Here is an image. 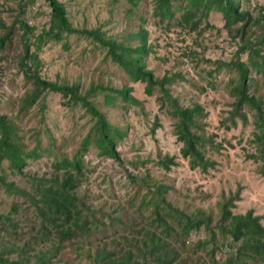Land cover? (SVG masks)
<instances>
[{
  "label": "rangeland",
  "instance_id": "1",
  "mask_svg": "<svg viewBox=\"0 0 264 264\" xmlns=\"http://www.w3.org/2000/svg\"><path fill=\"white\" fill-rule=\"evenodd\" d=\"M59 1L65 4L75 28H100L107 36L133 45L138 44L139 38L132 34L147 33L150 50L146 57L147 68L159 80L168 77L166 88L182 106L205 107L209 131L217 133L215 142H223V145L222 148L216 144L208 146H215L219 152L214 155L219 159L218 165L211 171L192 169L189 160L181 154L182 142L175 130L177 119L172 117L168 106H160L159 99L164 93L159 86H154L152 94L148 95L147 83L132 82L123 68L106 57L105 51L90 40L71 35L46 46L40 55L42 73L54 80L79 82L81 91L91 83L102 84L107 89L97 90L90 99L111 123L126 132L118 144L121 158L101 153L94 140L86 150L82 149L95 121L80 104H66L63 94L47 92L30 112L21 111V98L33 88L17 63L20 35L24 33L21 31L13 36V45L0 62V113L15 119L28 150L38 149L39 153L29 160L24 173H13L8 162L0 164V256L11 260L25 257L30 264L42 258L47 264H88L89 256L97 253L99 240L105 234L114 235L117 230L132 233L136 229L135 217L142 220L138 221L140 225L151 222L148 215L160 197L156 192L160 185L168 187L164 193L166 202L192 217L197 211L204 212L206 216L201 218L209 220L200 228L192 229L188 237L193 245L208 242L204 247L199 245L198 260L203 261L210 253L218 261L235 256L242 243L232 237L223 216L226 210L235 215L252 214L261 217L264 225V145L257 142L254 114H250L248 107L243 115L248 117L249 123L239 119L238 127L227 128L232 123L235 104L231 90L240 77L238 69L231 65L237 58L242 39L227 28L226 14L214 8L203 17L198 30L186 33L174 26V22L184 14L183 7L188 0H174L175 15L171 23L155 14L159 0ZM23 3V0H0V17L7 27L23 18L36 28V34L50 28L52 8L46 0H37L26 10ZM240 3L242 10L251 12L254 21L261 17L259 26L251 22L247 41L264 53L261 16L264 0H240ZM5 31L2 29L0 33ZM241 60L249 61V54L243 53ZM253 78L252 91L256 88L264 94V77L254 72ZM109 87L131 89L134 101L127 102L120 96L107 103L104 94L111 92ZM157 120L159 125L154 128ZM78 153L84 159L86 174L78 194L85 198L90 210L89 220L99 226L97 233H92L80 245V251L70 243L61 245L54 236L44 241L39 233L40 218L38 220L34 208L27 210L31 206L29 198L7 191L1 180L7 174V179L19 186L31 187L37 179L53 175L57 155L72 157ZM165 155L173 156L176 161L169 169L157 162L159 156ZM14 203L23 205L26 210L13 213L11 205ZM3 225L10 234L2 231ZM34 233L38 237L33 238ZM149 259L154 260L151 256ZM185 264L192 263L186 261Z\"/></svg>",
  "mask_w": 264,
  "mask_h": 264
},
{
  "label": "trees",
  "instance_id": "2",
  "mask_svg": "<svg viewBox=\"0 0 264 264\" xmlns=\"http://www.w3.org/2000/svg\"><path fill=\"white\" fill-rule=\"evenodd\" d=\"M46 1L52 8L51 26L40 34H36V28L23 18H18L16 21L19 27L17 24L7 27L0 17V30H6L5 33H0V62L5 60V53L13 45V36L21 31L24 32L20 35L21 51L17 56V63L20 72H23L26 79L33 83V88L21 98V111L24 114L30 112L45 93L59 92L67 99L66 104H80L95 121L93 130L84 139L82 149L86 150L94 140L101 153L121 158L118 144L119 140L125 137L126 132L111 123L90 99L97 90L104 91L107 88L102 84L96 86L91 83L85 91H81L79 82L54 80L44 76L41 71L40 55L48 44L53 41H64L71 35H78L105 51L106 57L123 68L132 82L147 83L145 92L148 95L152 94L154 86H159L164 93L159 99L160 106H168L172 117L177 119L175 130L177 138L182 142L181 154L189 160L192 169L199 168L206 173L218 165L219 159L214 155L219 152L215 146L209 148L208 146L216 144L222 148L223 142H215L217 133L209 131L205 107L199 104L182 106L166 88L168 77L159 80L154 72L147 68L146 57L150 51L147 33L140 31L132 34L134 38H139L138 44L133 45L107 36L100 28L78 29L70 22L67 8L62 1ZM23 2V10H26V7L36 3L37 0H23ZM173 2L174 0H159V8L155 14L160 16L162 21L172 22L175 15ZM214 8L226 14L227 28L231 32H236V37L239 36L242 39L237 58L231 65L238 69L240 77L237 86L231 90L232 95L235 96V104L232 111V123L227 128L238 127L239 119L249 123L248 117L243 115L245 107H248L250 114H254L252 119H254V134L257 136V142L264 145V94L256 88L252 91L253 73L264 77V53L251 45L250 40L247 41V34L252 27L251 22L257 27L261 17L254 21L250 11L241 9L240 0H188V4L183 7L184 14L174 22V26L186 33L196 31L203 17ZM261 16L264 20V13ZM243 53L249 54V61L241 60ZM220 64L228 65L225 62ZM1 70L0 63V74ZM108 89L111 92L104 94L107 103L120 96L127 102L134 101L130 94L131 89L127 87L119 90L111 87ZM158 125L157 120L154 128ZM0 134V164L8 162L13 173H24L29 160L38 156V149L28 150L20 125L7 114L0 113ZM157 162L166 169L176 164L175 158L169 155L159 156ZM54 165L55 171L51 177L37 179L31 187L19 186L15 181L8 180L7 174L1 180L7 191L29 198L31 206L27 210L34 208L38 220L40 218L39 233L44 241L54 236L61 245L70 243L80 251V245L99 229L98 224L89 220L90 210L85 198L78 194L86 176L84 159L79 153L72 157L62 154L56 156ZM167 188L166 185L157 187L156 192L160 197L153 203V211L148 215L151 222L148 225L144 222L140 225L138 221L142 222V220L135 217L136 229L132 233L128 234V230H122V232L117 230L114 235L105 234L99 240L100 246L97 253L89 256L88 264H185L186 261L192 264H264V225L261 217L252 216V214L235 215L228 210L225 211L223 222L228 223L230 234L242 245L237 249L236 255L229 259L218 261L210 253L203 258V261L198 260L199 245L204 247L208 242L193 245L188 242V237L192 229L200 228L209 220L201 218L206 216L204 212L197 211L192 217L181 208L166 202L164 193ZM11 206H13L11 208L13 213L20 214L26 210L21 204L14 203ZM6 220L10 221V218ZM12 227H15V224H12ZM2 231L11 233L5 225ZM133 233L136 235L132 236ZM35 237H38L37 233H34L33 238ZM21 253H26V250H21ZM150 256L153 257V261L149 259ZM42 261L39 259V262L31 264H47L44 258ZM0 264H30V261L25 257L11 260L0 256Z\"/></svg>",
  "mask_w": 264,
  "mask_h": 264
}]
</instances>
